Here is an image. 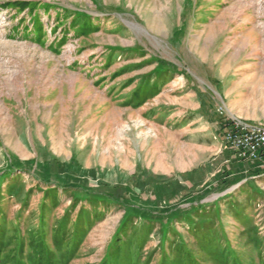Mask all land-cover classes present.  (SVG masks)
<instances>
[{
    "label": "rangeland",
    "instance_id": "rangeland-1",
    "mask_svg": "<svg viewBox=\"0 0 264 264\" xmlns=\"http://www.w3.org/2000/svg\"><path fill=\"white\" fill-rule=\"evenodd\" d=\"M234 117L264 0H0V264H264Z\"/></svg>",
    "mask_w": 264,
    "mask_h": 264
},
{
    "label": "built area",
    "instance_id": "built-area-1",
    "mask_svg": "<svg viewBox=\"0 0 264 264\" xmlns=\"http://www.w3.org/2000/svg\"><path fill=\"white\" fill-rule=\"evenodd\" d=\"M224 109H219L223 114ZM222 136L230 141V149L242 159H254L264 165V128L256 125H242L238 120L227 118Z\"/></svg>",
    "mask_w": 264,
    "mask_h": 264
},
{
    "label": "crops",
    "instance_id": "crops-1",
    "mask_svg": "<svg viewBox=\"0 0 264 264\" xmlns=\"http://www.w3.org/2000/svg\"><path fill=\"white\" fill-rule=\"evenodd\" d=\"M243 120L246 121L247 123H250V124H260V125L264 124V122H258V121H256V119H254L252 121L247 120V119L246 120L243 119ZM218 128H219V126H218ZM219 134H220V132H219ZM220 137L222 138L223 136L220 135ZM224 139H225V142L227 143V139L226 138H224ZM229 152H230L231 160L234 163V166H237V167L240 166V168H245V169L250 168V169H253V170H255V169L259 170L261 167L264 168V165L260 161H257V160H254V159H242V158H239V157H237L235 155V153H234V151L232 149H230Z\"/></svg>",
    "mask_w": 264,
    "mask_h": 264
},
{
    "label": "bare ground",
    "instance_id": "bare-ground-1",
    "mask_svg": "<svg viewBox=\"0 0 264 264\" xmlns=\"http://www.w3.org/2000/svg\"><path fill=\"white\" fill-rule=\"evenodd\" d=\"M232 120H238L239 124H242V125H256L258 126L259 128H264V125H257V124H248L246 123L245 121L241 120L240 118H237V117H234L232 118ZM227 139V138H226ZM227 143L230 145V141L227 140Z\"/></svg>",
    "mask_w": 264,
    "mask_h": 264
}]
</instances>
